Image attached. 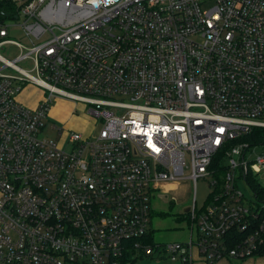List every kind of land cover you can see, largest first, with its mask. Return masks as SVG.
Wrapping results in <instances>:
<instances>
[{"label":"built area","instance_id":"2783aa9c","mask_svg":"<svg viewBox=\"0 0 264 264\" xmlns=\"http://www.w3.org/2000/svg\"><path fill=\"white\" fill-rule=\"evenodd\" d=\"M27 83L44 89L35 106ZM53 96L88 103L98 131L45 134ZM260 129L264 0H0V264L255 256L264 203L239 182L264 172ZM184 179L189 238L155 242L152 198Z\"/></svg>","mask_w":264,"mask_h":264},{"label":"rangeland","instance_id":"374dc122","mask_svg":"<svg viewBox=\"0 0 264 264\" xmlns=\"http://www.w3.org/2000/svg\"><path fill=\"white\" fill-rule=\"evenodd\" d=\"M10 36L27 44L28 39L23 36V31L19 27L10 29ZM7 57H15L20 53L19 48L14 44H7L6 50L3 52ZM20 64L28 69H31L32 63L28 59H24ZM32 73H34L32 71ZM44 95V89L27 83L21 90L19 96H22V102L34 106ZM51 108L47 120L45 134H48L55 140L60 139V133L57 128L80 130L85 133L93 131L96 133L99 129V124L93 121V115L90 112V105L78 100H73L65 97H52ZM54 123L57 128H52ZM81 126L84 128H81ZM262 150L258 147L255 152ZM255 152H249L248 156L254 157ZM239 157V154H236ZM259 181L264 184V172L258 174ZM169 184H163L162 192L152 198V216L150 228L152 231L153 240L155 242L168 241H185L189 238L191 221L188 217L186 208L193 203L194 199V181L192 179H184L181 181ZM239 187L244 192L245 198L248 200L255 199V194L252 187L246 184L243 180L239 182ZM211 190V186L207 179L201 177L196 181V199L197 204L201 207ZM264 264V255L252 256L245 260L236 258H222L215 264ZM158 258L147 257L139 260L138 264H161L164 263ZM195 264H201L196 261Z\"/></svg>","mask_w":264,"mask_h":264},{"label":"trees","instance_id":"16d2710c","mask_svg":"<svg viewBox=\"0 0 264 264\" xmlns=\"http://www.w3.org/2000/svg\"><path fill=\"white\" fill-rule=\"evenodd\" d=\"M264 139V129L258 130V135L255 137V140ZM249 184L252 187L257 199L264 203V185L253 175L249 177ZM262 216H264V204L260 206ZM245 232H240L239 236L242 238ZM264 255V244L259 248L255 253V256Z\"/></svg>","mask_w":264,"mask_h":264},{"label":"crops","instance_id":"0c3cea01","mask_svg":"<svg viewBox=\"0 0 264 264\" xmlns=\"http://www.w3.org/2000/svg\"><path fill=\"white\" fill-rule=\"evenodd\" d=\"M18 98H19L20 100L23 99L22 96H19V95H18ZM36 104H37V103H36ZM36 104H35V105H36ZM35 105H34V106H35ZM81 128H84V126H83V127L81 126ZM169 183H174L175 185L177 184L176 182H167V183H165V184L167 185V184H169ZM220 260H221V259H220ZM218 261H219V260H218ZM218 261H217V262H218ZM217 262H215V263H217ZM200 263H201V264H204V263H202V262H200ZM215 263H214V264H215ZM224 263H225V264H228V260L225 261Z\"/></svg>","mask_w":264,"mask_h":264},{"label":"water","instance_id":"95a60500","mask_svg":"<svg viewBox=\"0 0 264 264\" xmlns=\"http://www.w3.org/2000/svg\"><path fill=\"white\" fill-rule=\"evenodd\" d=\"M188 210H189V207L186 208V211H188Z\"/></svg>","mask_w":264,"mask_h":264}]
</instances>
